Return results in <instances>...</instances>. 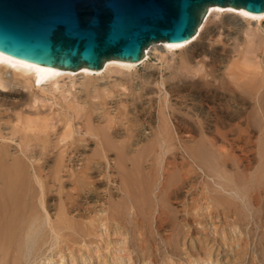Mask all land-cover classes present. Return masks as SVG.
Segmentation results:
<instances>
[{"label": "bare ground", "instance_id": "6f19581e", "mask_svg": "<svg viewBox=\"0 0 264 264\" xmlns=\"http://www.w3.org/2000/svg\"><path fill=\"white\" fill-rule=\"evenodd\" d=\"M242 11L212 5L187 41L152 42L139 62L100 69L0 52V264H133L125 222L141 232L157 205L169 222L190 191L213 234L217 212L233 230L264 213V11ZM151 58L176 70L165 77Z\"/></svg>", "mask_w": 264, "mask_h": 264}, {"label": "water", "instance_id": "95a60500", "mask_svg": "<svg viewBox=\"0 0 264 264\" xmlns=\"http://www.w3.org/2000/svg\"><path fill=\"white\" fill-rule=\"evenodd\" d=\"M212 5L264 11V0H0V52L61 70L139 62L152 42L190 39Z\"/></svg>", "mask_w": 264, "mask_h": 264}, {"label": "rangeland", "instance_id": "374dc122", "mask_svg": "<svg viewBox=\"0 0 264 264\" xmlns=\"http://www.w3.org/2000/svg\"><path fill=\"white\" fill-rule=\"evenodd\" d=\"M176 52L178 53L179 51L177 50ZM177 56L178 55H175V61L172 59L171 54L168 56V60H169L168 63L169 64L177 62L175 64L176 68L179 65V56L178 57ZM149 63L156 65L155 69L157 71H159V68H160L161 72L160 71L159 72L160 73L163 72L162 74L165 77L169 76L170 75L169 73H172V72H174V70H176L175 68L170 69L167 65H165V67H166L165 68L164 66H162V64L159 63V61L153 60L152 58H151V61ZM157 65H158V68H157ZM138 70L141 74H143L148 69L146 68V66L141 65L138 67ZM162 74H160V77L162 76ZM162 89H161L159 96H157L158 97L157 98V104L159 103L160 96L163 97L166 95L164 88H162ZM3 92L8 93L9 91L3 90ZM167 98H169L168 95H167ZM156 114H157V111L155 112V116H156ZM89 148H92V147H89ZM253 149H254V147H253ZM238 153L240 154L239 151L237 152V154ZM177 156L178 157L176 159V162L178 164L177 165L178 168H181L183 166V170L189 169L190 165L186 163L187 160H186V158H184V156L181 154L180 151L178 152ZM182 162H183V164H182ZM160 179H161L160 181H162L163 177L161 176ZM187 189L188 188H185V190H183V192H185ZM190 193H191V191H190ZM190 193L189 194L187 193V196H186V194L182 193L181 197L178 200L173 201L171 207L174 209L175 215L172 214V212H171V214L167 213L169 215V217L171 218V219L169 218V222H163V224H160L161 223V221H160L161 216L160 215L162 213L163 208H161V206L159 207L158 205L156 206V209H154L152 211V213L149 215V220H148V218L145 219L144 217H142V216L140 217V215H139L138 218L140 220V223L142 222L143 219H145V221L143 222V226L140 224V229L142 232L140 237L138 235L139 233H141L139 229L135 232L133 231L134 227H133L132 220H131V218L133 216L131 215L130 220L125 222L126 228L129 230V235H130L128 237V241H129V250L131 251V254H132L131 257H132L133 264H146V263H148V264H196L197 262H199L198 264H202V263L205 264L206 262H207V264H216V261H214V260H219V263L221 261V264H226L227 262H228V264H232L229 262H231L234 259L237 261V262L235 261L236 264H239V263L240 264H264V213H263V211L259 212L257 207L253 208L252 212H250L251 216H250L249 220L244 221L242 219V227L240 228V230H233L232 229V226L230 225V223L233 221L232 217H231V219L229 216H227V218H226V216H224L220 212H217L218 214L220 213L221 215L217 214L216 217H215V215L213 216V218L215 217L216 221L213 218L212 219L214 222L217 223L216 226H217L218 233L213 234V232H212L213 228L209 227L210 224H208L209 221H207V220H210V222H211V218H205L202 214L203 212L197 211L198 207H197V205H195V201H194V198H196V197ZM57 202H58V199H57ZM195 208H196V210H195ZM187 211H188V213H186ZM192 212H194V213L200 212L199 214H202V215H200L202 218L199 216V214L194 215V213H192ZM131 213H133V212H131ZM175 217H177V219L179 221H181V224L177 222L178 220H176L177 226L173 227V219H175ZM205 220H206V223H205ZM198 222H201L202 226H201V224L198 225ZM185 223H187V225L185 226L186 229L184 230L185 227L182 228L181 225H183V224L185 225ZM203 224H205V225H203ZM226 224H228V225L225 226ZM243 224H245V225L243 226ZM175 227H176V229H175ZM177 227L179 229L181 228L182 230L178 231ZM187 230H189V231H187ZM222 231H223V234L225 235L224 236L225 241H227L225 243L223 242L224 240H223ZM232 231H234V232H232ZM237 231H239V232H237ZM241 231H243V232H241ZM204 234H206L210 238L207 242L200 245V241H198V239H200V237ZM240 234L241 235L243 234V235L241 236ZM220 236H221V238H220ZM238 236H239V239L240 238L242 239L241 241L238 239ZM192 237L197 238V239H193ZM245 238H246L247 242H246ZM235 239H237L238 242ZM201 240H202V238H201ZM243 240H245V241H243ZM190 241H192L193 244H192V242L190 243ZM206 243L210 245L209 247H211V246L214 247V249H213V247L210 248V250H212V253H211L212 258L210 260L211 263H208L210 261H207L205 256L203 255L202 250H203V247L205 249L204 245ZM237 243H239V244H237ZM240 243H241V245H240ZM196 245L197 246L200 245V246L196 247ZM239 247L242 250L244 248H246V249H244L242 251ZM235 250H238V252ZM236 252H237V254H236ZM242 252H243V254H242ZM239 253L241 256L238 255ZM202 257H203V259H202ZM199 258H201V260H203V261L205 260V263L203 261L200 263L201 260ZM196 259L198 261H196Z\"/></svg>", "mask_w": 264, "mask_h": 264}, {"label": "snow or ice", "instance_id": "6c2138e0", "mask_svg": "<svg viewBox=\"0 0 264 264\" xmlns=\"http://www.w3.org/2000/svg\"><path fill=\"white\" fill-rule=\"evenodd\" d=\"M229 11H232L231 9ZM240 15H244V16H247L248 15V12L247 11H242L239 13Z\"/></svg>", "mask_w": 264, "mask_h": 264}]
</instances>
